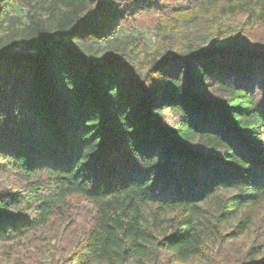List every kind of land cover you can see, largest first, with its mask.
<instances>
[{"label":"trees","instance_id":"1","mask_svg":"<svg viewBox=\"0 0 264 264\" xmlns=\"http://www.w3.org/2000/svg\"><path fill=\"white\" fill-rule=\"evenodd\" d=\"M160 1L187 3L186 25L216 18L183 37L160 24L151 47L131 18ZM227 1L17 0L28 9L12 13L0 0L8 262L75 196L93 220L48 264H215L211 245L249 230L245 209L264 204V40L247 35L264 30V0ZM260 233L235 264H264Z\"/></svg>","mask_w":264,"mask_h":264},{"label":"rangeland","instance_id":"2","mask_svg":"<svg viewBox=\"0 0 264 264\" xmlns=\"http://www.w3.org/2000/svg\"><path fill=\"white\" fill-rule=\"evenodd\" d=\"M221 3L228 5L227 0H219ZM163 1L158 2V4L153 8H146L144 10H137L132 15V24L138 30H140L144 35L146 42L151 45V47L158 44V26L160 24L164 25L163 31L172 36L175 33L182 34V37L186 34L189 35L197 30H202V25H210L216 17L210 16L204 22H199L194 25H186L182 18L186 19L187 3L182 4H169L170 9H167ZM19 9H22L25 13L28 6L21 4L15 0V5L12 13H16ZM22 15V14H21ZM239 16L229 17L226 15L222 20L230 25H238L243 20ZM215 23V22H214ZM229 25V26H230ZM208 27V26H207ZM163 32V33H164ZM248 38L254 43H260L264 40V30L259 27H251L249 29ZM163 38V36H161ZM159 45V44H158ZM263 99V98H262ZM232 193H224L223 196H231ZM93 208L92 205L81 197H71L64 204L62 210V215L56 217L52 224L42 232L34 235L32 239L28 242L29 246L28 258H23L20 253L15 254L13 260L7 261L4 258L3 251L0 250V264H15L23 261H29L32 264H48L49 256L48 254H43L45 251H50L52 254L53 262L62 260L63 257L68 256L71 253L73 241H77L83 233L87 231V227L93 220ZM208 215L216 213V208L211 207L207 210ZM245 214H250L252 219V225L249 230L242 235L237 241L230 243H220L211 245L214 255L215 264H235L244 261L245 251L250 247L251 241L256 243L258 240V235L264 225V204L255 209H245ZM237 221L234 220V222ZM233 224V222H232ZM252 242V243H253ZM257 245V244H255ZM264 254V251L262 252ZM47 255V256H46ZM19 261V262H17ZM129 264H136L131 262Z\"/></svg>","mask_w":264,"mask_h":264}]
</instances>
